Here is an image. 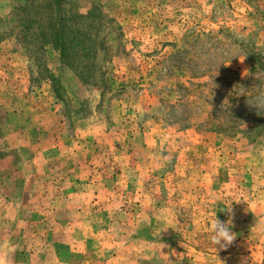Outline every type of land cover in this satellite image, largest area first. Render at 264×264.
<instances>
[{
    "label": "rangeland",
    "instance_id": "rangeland-1",
    "mask_svg": "<svg viewBox=\"0 0 264 264\" xmlns=\"http://www.w3.org/2000/svg\"><path fill=\"white\" fill-rule=\"evenodd\" d=\"M65 1L0 0V264H264V0Z\"/></svg>",
    "mask_w": 264,
    "mask_h": 264
},
{
    "label": "clouds",
    "instance_id": "clouds-1",
    "mask_svg": "<svg viewBox=\"0 0 264 264\" xmlns=\"http://www.w3.org/2000/svg\"><path fill=\"white\" fill-rule=\"evenodd\" d=\"M220 205H223V207H219ZM213 207L216 210V214L214 222L210 223L209 225V231L211 234L210 243L215 246L216 250L217 246H219L221 249H226L235 240V234L231 231L232 220L229 219L227 222H221L219 219H217V212L227 211L230 213L232 208L224 202L216 203L213 205Z\"/></svg>",
    "mask_w": 264,
    "mask_h": 264
},
{
    "label": "trees",
    "instance_id": "trees-1",
    "mask_svg": "<svg viewBox=\"0 0 264 264\" xmlns=\"http://www.w3.org/2000/svg\"><path fill=\"white\" fill-rule=\"evenodd\" d=\"M51 1V3L49 4V10L50 11H52V9H53V7L54 6H56V1H57V4H59L60 5V3L59 2H61V1H63L64 2V4L66 5V4H68V2L67 1H65V0H50ZM58 5V6H59ZM57 10V9H56ZM65 17H67V18H69L70 20L71 19H73V17H72V15H71V13H68V14H65L64 15ZM68 22V24H69V30L70 29H72L73 28V26H70V24H72L73 23V21L72 22H69V21H67ZM54 25H56L55 23H54ZM24 28H25V30H26V33L27 34H29V31H34V30H32V29H29L28 27H26V26H24ZM37 29H39L38 31H40L41 29H42V27H41V25H40V22H38L37 23ZM48 31H50V33H51V35H49L48 37V41H45V42H47V44L48 45H50V46H52L54 49L55 48H59L60 50H62L63 49V43H62V39L64 38L63 36H61V37H53L54 35H57L58 33H57V31L53 28V25L52 24H50L47 28H46ZM33 35V37L35 36L34 34H32ZM39 36H40V34H38ZM73 43V41H71V44ZM74 46V45H73ZM72 49H73V47H72ZM64 52H65V50H64ZM61 55V54H60ZM66 55V54H65ZM60 87V84H57V83H55V88H59Z\"/></svg>",
    "mask_w": 264,
    "mask_h": 264
}]
</instances>
